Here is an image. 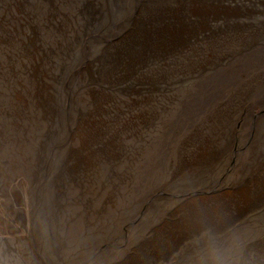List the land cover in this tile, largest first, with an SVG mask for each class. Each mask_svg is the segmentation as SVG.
Instances as JSON below:
<instances>
[{
	"label": "rangeland",
	"instance_id": "1",
	"mask_svg": "<svg viewBox=\"0 0 264 264\" xmlns=\"http://www.w3.org/2000/svg\"><path fill=\"white\" fill-rule=\"evenodd\" d=\"M0 264H264V0H0Z\"/></svg>",
	"mask_w": 264,
	"mask_h": 264
}]
</instances>
